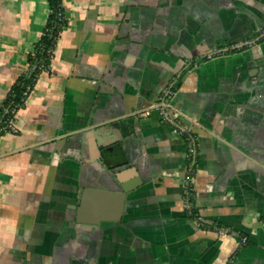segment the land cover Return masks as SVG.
I'll list each match as a JSON object with an SVG mask.
<instances>
[{
	"label": "crops",
	"instance_id": "1",
	"mask_svg": "<svg viewBox=\"0 0 264 264\" xmlns=\"http://www.w3.org/2000/svg\"><path fill=\"white\" fill-rule=\"evenodd\" d=\"M60 1L0 132V264H264V0ZM49 6L0 0V118Z\"/></svg>",
	"mask_w": 264,
	"mask_h": 264
},
{
	"label": "trees",
	"instance_id": "2",
	"mask_svg": "<svg viewBox=\"0 0 264 264\" xmlns=\"http://www.w3.org/2000/svg\"><path fill=\"white\" fill-rule=\"evenodd\" d=\"M49 16L48 21L40 40L35 44L33 51L28 57V68L18 78V80L11 87L6 100L4 101L1 118H0V132L9 129L8 122L15 116V109L17 106L23 107L25 103L22 102L23 92L27 86L34 87L38 74L44 68H47L50 60L48 49L56 45L57 39L66 27L67 21L63 17L59 20L60 13L63 14V6L60 0H49Z\"/></svg>",
	"mask_w": 264,
	"mask_h": 264
},
{
	"label": "water",
	"instance_id": "3",
	"mask_svg": "<svg viewBox=\"0 0 264 264\" xmlns=\"http://www.w3.org/2000/svg\"><path fill=\"white\" fill-rule=\"evenodd\" d=\"M119 152H122L124 149V146L119 147ZM118 160V164L114 165L111 168L112 173L114 174V181L116 183L117 188L111 189L112 191H119V197L122 199V209H124V204L126 197L129 192L133 190L132 187L128 184V182L125 180V172L126 170H136L135 165L132 164V160L126 156V154H122L121 157H116ZM136 172V171H135ZM85 197L82 195L79 204H84ZM79 214V213H78ZM117 219H120L118 217ZM81 221V220H78ZM93 224H96L95 222H90Z\"/></svg>",
	"mask_w": 264,
	"mask_h": 264
},
{
	"label": "built area",
	"instance_id": "4",
	"mask_svg": "<svg viewBox=\"0 0 264 264\" xmlns=\"http://www.w3.org/2000/svg\"><path fill=\"white\" fill-rule=\"evenodd\" d=\"M63 17H64V15H63L62 13H60V15H59V20L62 21ZM55 46H56V45H55ZM55 46H52L51 48L48 49V54H49V57H50V58H53V57H54V54H55ZM214 56H215V54H214V53H211V54H208V55L206 56V58H212V57H214ZM31 91H32V87H31V86H27V88H26L25 91L23 92V98H22V102H23V103L26 102V100H27V98L29 97ZM172 93H173V92H172L171 89H165V90H164V93H163V95H162V97H161L160 105H161L162 110H163L162 115H163V117H164L165 119L170 118V111H171V109L173 108V106H172V104H171V101H170V97H171ZM17 108L19 109L20 106H17ZM18 109H17V110H18ZM17 110H16V109L14 110L15 113H16ZM11 122H12V120H10V121L8 122L9 126H10ZM174 131H175L176 133L181 132L180 129H179V127H176V128L174 129ZM221 233H222V232H221ZM246 239H247L246 237H243V240H244V241H246Z\"/></svg>",
	"mask_w": 264,
	"mask_h": 264
}]
</instances>
